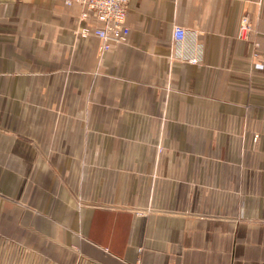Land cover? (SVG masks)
<instances>
[{
  "label": "crops",
  "instance_id": "crops-1",
  "mask_svg": "<svg viewBox=\"0 0 264 264\" xmlns=\"http://www.w3.org/2000/svg\"><path fill=\"white\" fill-rule=\"evenodd\" d=\"M81 10L0 0V264H264V0Z\"/></svg>",
  "mask_w": 264,
  "mask_h": 264
},
{
  "label": "built area",
  "instance_id": "built-area-1",
  "mask_svg": "<svg viewBox=\"0 0 264 264\" xmlns=\"http://www.w3.org/2000/svg\"><path fill=\"white\" fill-rule=\"evenodd\" d=\"M66 4L77 3L82 10L78 15V24L74 33L78 37L86 38L95 36L100 40L99 51L109 49L111 42L125 41L129 33V26L126 22L128 0H64ZM89 15L93 16L99 24L90 27L87 24ZM248 28L247 17L243 15L238 22V36H242ZM187 36V29L179 24L172 27V45L179 46ZM196 62L195 57L187 59ZM142 214L143 211H137Z\"/></svg>",
  "mask_w": 264,
  "mask_h": 264
}]
</instances>
